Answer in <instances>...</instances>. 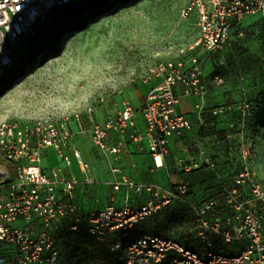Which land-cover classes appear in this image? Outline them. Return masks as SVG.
Here are the masks:
<instances>
[{
    "label": "built area",
    "instance_id": "obj_1",
    "mask_svg": "<svg viewBox=\"0 0 264 264\" xmlns=\"http://www.w3.org/2000/svg\"><path fill=\"white\" fill-rule=\"evenodd\" d=\"M74 1L0 0V84L15 67V58L26 54L41 27L53 23ZM192 14L197 15L195 46L151 68L147 82L156 80L157 84L140 109L126 102L117 115L104 122L96 118L92 107L71 116L80 128L83 124L90 127L92 144L99 152L119 158L127 144L147 142L156 168H164L172 139L196 127L190 116L179 112L180 97L195 98L197 113L207 108L209 90L201 56L232 47L233 40L243 36L248 18H264V0H191L183 17ZM214 79L223 82L220 76ZM221 113L223 109L214 111L215 115ZM140 116L144 129L137 124ZM69 119L60 126L41 120L34 124L0 121V157L5 163L0 166V264H58L57 237L66 230L85 233L107 244L113 253L125 250V264H264V192L253 182L248 168L237 177L235 187L224 192V220L213 200L192 206L195 240L203 247L195 251L175 238L135 233L167 206L186 199L188 188L183 183L175 190L136 182L116 167L112 170L116 176L113 187L116 192L125 190L126 205L83 212L77 190L94 182L81 151L73 148L72 156L67 154L77 133L67 128ZM114 135L123 140L114 142ZM49 150L65 162L67 170L43 168ZM250 156L248 149L244 157ZM72 157L82 179L68 171ZM247 181L258 206L239 193ZM131 194L146 195L145 202L133 207ZM130 236L135 237L127 241ZM234 243L235 251L219 249Z\"/></svg>",
    "mask_w": 264,
    "mask_h": 264
},
{
    "label": "rangeland",
    "instance_id": "obj_2",
    "mask_svg": "<svg viewBox=\"0 0 264 264\" xmlns=\"http://www.w3.org/2000/svg\"><path fill=\"white\" fill-rule=\"evenodd\" d=\"M108 1L75 0L62 11L60 20L72 19L81 22V26L91 21L99 22L103 16H94L88 21L85 18L93 6H104ZM190 1L139 0L129 7L114 8L103 22L67 48L63 41L65 43L73 32L63 37L60 53L51 65L33 74L10 96L3 98L9 90L0 96V121L34 124L41 120L60 126L70 118L67 128L73 130L74 125L77 133L67 154L72 156L75 145L90 169L93 186L104 190L94 200V208L99 204H119V194L113 187L116 176L112 170L122 166H116L111 157L99 152L92 144L90 127L83 124L80 128L71 116L85 112L88 107L95 110L99 121L117 115L126 102L135 105L136 96L150 86L147 79L151 68L177 56L181 50L192 51L198 39L197 15L183 17ZM244 24L243 36L232 48L220 55L205 56L203 69L209 90V109L200 114L196 112L195 98L181 96L179 100V112L191 116L196 127L173 145L168 158V175L160 185L168 187L185 180L189 196L170 204L144 222L135 233L145 231L194 243L192 206L213 200L224 220L227 213L222 209L224 191L235 187L237 177L246 168L253 182L264 192V18H248ZM59 30L60 21L43 26L38 36L31 40L37 48L31 59L58 38ZM15 62L20 68L24 60L16 57ZM215 76H220L223 82L218 84ZM245 105L250 109L245 110ZM215 108L223 109V113L215 115L210 111ZM248 149L251 156L245 159ZM48 152L51 153L49 158ZM46 153L43 158L46 171L51 167L67 170L65 162L53 150ZM72 160L73 170L77 171V162L73 157ZM0 166H5L1 157ZM124 168L130 172L127 166ZM137 172L141 181L148 182ZM239 193L243 199H251L255 206L259 205L248 181L240 186ZM134 237H128L127 241ZM57 245L58 264H103L98 260L101 248L83 233L64 234ZM236 247L234 243L230 248L219 249L229 252ZM117 264H122L121 260L118 259Z\"/></svg>",
    "mask_w": 264,
    "mask_h": 264
},
{
    "label": "crops",
    "instance_id": "obj_3",
    "mask_svg": "<svg viewBox=\"0 0 264 264\" xmlns=\"http://www.w3.org/2000/svg\"><path fill=\"white\" fill-rule=\"evenodd\" d=\"M157 84L156 80H153L150 83V86L143 89L137 96H136V100H135V105L132 104L134 106V108L136 109H140L146 99V96L149 92V90L155 86ZM190 118L193 120V118L190 116ZM100 122H104V120L100 121ZM73 124V123H72ZM76 124V123H75ZM137 124L139 126L140 129H144L145 128V122L143 120V118L140 116L139 119L137 120ZM75 126L72 125V129L76 132V130L74 129ZM91 135V134H90ZM182 139L175 137L172 139L171 144H170V153L169 155L166 156L165 158V167L164 168H160L157 169L153 160V156L152 154L149 152L148 150V144L147 142H144L142 144H127L126 146L123 147L121 155L119 156V158H115V157H111L112 161L114 163H116V166H119L118 164H121V169L122 172L124 174H126L127 176L131 177L132 179H134L136 182H141V183H157V184H163L166 180V176L168 175V158L170 156V154L172 153L173 150V145L176 143V141ZM123 140L119 135H114L113 136V141L118 143L119 141ZM125 141V139H124ZM72 148H76L75 145ZM77 149V148H76ZM51 155V153H46V156L49 158V156ZM123 163V164H122ZM74 165V164H73ZM78 165V164H77ZM128 167L130 169V172L125 171L124 167ZM78 167L77 171L73 170V166L71 167V169H68V171L70 173H73L74 175L78 176L80 179L83 178V174ZM141 172V174H143L142 176L146 178V180H148V182H143L141 181L140 175L138 174V172ZM170 178V176H169ZM167 187V186H165ZM104 192V190L102 189V187H96V186H83L82 188H79L77 190V198L79 201V204L83 210V212L85 213H89L92 211H100L103 210L104 208H106L107 206L110 205H102L99 204V206L96 208H94V200L96 198H98V196L100 197L102 195V193ZM119 194V197L117 198V201H119V204L117 202V204H113L116 208H123L126 205V200H125V190L122 189L121 191L117 192ZM146 199V195H134L131 194L130 196V203L133 207H139L141 206Z\"/></svg>",
    "mask_w": 264,
    "mask_h": 264
},
{
    "label": "trees",
    "instance_id": "obj_4",
    "mask_svg": "<svg viewBox=\"0 0 264 264\" xmlns=\"http://www.w3.org/2000/svg\"><path fill=\"white\" fill-rule=\"evenodd\" d=\"M139 0H109L107 2V5L104 6H97L92 8V12L88 15V17L85 18V21H88L90 19H92L94 16L97 17H106L109 12L111 10H113L114 8H120V7H129L130 5H134L136 2H138ZM116 10V9H115ZM61 15L51 24L49 25H43V26H51L54 25L57 21H60V30L58 31V38L53 41V42H49V44H47L43 50L41 52H39L35 59H31L32 53L34 52L35 47L32 45V43L30 42V47L28 49V51L26 52V54L21 58L24 60L23 65L18 68L17 64H15V67L9 71L7 78L0 84V96L2 93H4L5 91H7L8 89H12L13 84H15L17 81H21L24 75L25 78L29 77L31 75V73H33L35 70V67L37 65H40V63L45 62V59H48L50 57H57V55L60 53V46H61V39L67 35H70L72 32L82 29L83 27H85L87 24H85L84 26H81V22H73L72 19H64V20H60ZM43 26L41 27L40 30H42ZM39 30V31H40ZM38 31V32H39ZM67 31V32H66ZM38 36V33L36 34V36L34 38H36ZM241 38H236L233 40V45L232 47L240 40ZM77 42V41H76ZM74 42V43H76ZM230 47V48H232ZM230 48H227L221 52H216V53H210L212 56H216V55H220L221 53H223L226 50H229ZM37 49V48H36ZM35 49V50H36ZM196 53V51H195ZM210 54H205L201 56V61L202 63L204 62L205 56L206 55H210ZM38 67V66H37ZM26 73V74H25ZM29 75V76H28ZM209 108L207 107L204 111L208 110ZM214 109V108H213ZM216 110L219 108H215ZM221 109V108H220ZM212 111V113H214L215 110H210ZM185 136V135H184ZM182 136V138L184 137ZM183 183L187 186L188 188V193L186 195V199L190 194V189L188 184L186 183L185 180H180L179 182H175V183H171L170 188L172 189H177L179 187V184ZM226 190V189H225ZM225 192V191H224ZM209 201L208 200H204L203 202ZM199 203V204H201ZM197 204V205H199ZM168 207V206H167ZM166 207V208H167ZM165 208V209H166ZM162 212V211H161ZM160 212V213H161ZM193 214V213H192ZM67 233H71L68 230L60 233L57 237V239L59 240L61 236H63L64 234ZM85 234V233H83ZM141 234H145V235H160V234H152V233H148V232H143ZM87 237H89L91 240H93L96 244V246L101 248V254L98 258V260L103 263V264H117L118 263V259L121 260L122 264H125V250H122L118 253H113L110 249V247L107 244L104 243H100L97 242L94 238H91L90 236H88L87 234H85ZM163 236V235H162ZM167 237V236H165ZM179 241H181L183 244H185L188 248H191L195 251H201L203 248L201 246V244L196 243V241L194 243H187L183 240L177 239ZM168 264V263H166Z\"/></svg>",
    "mask_w": 264,
    "mask_h": 264
},
{
    "label": "bare ground",
    "instance_id": "obj_5",
    "mask_svg": "<svg viewBox=\"0 0 264 264\" xmlns=\"http://www.w3.org/2000/svg\"><path fill=\"white\" fill-rule=\"evenodd\" d=\"M104 20H105V17H103V19H101L99 22L91 21L88 25H86L87 28L84 27V29L82 28V29H79V30H76L75 32H73L72 35H70L66 38L65 43L63 41L64 48L69 47L71 44L76 42L81 36H83L86 32L95 28L99 23L103 22ZM55 60H56V58H53V57L45 59V63L41 62L40 65H37L38 66V67L36 66L37 69H35V71L33 73H31V75L29 77L24 78L23 80L16 82L15 84H17V85L15 87H12V89H10V90L8 89L9 91L7 92L5 97H3V98L10 96L16 89L21 88L24 85V83H26L33 76V74H35L38 71H41L46 66L51 65Z\"/></svg>",
    "mask_w": 264,
    "mask_h": 264
},
{
    "label": "water",
    "instance_id": "obj_6",
    "mask_svg": "<svg viewBox=\"0 0 264 264\" xmlns=\"http://www.w3.org/2000/svg\"><path fill=\"white\" fill-rule=\"evenodd\" d=\"M26 74V73H25Z\"/></svg>",
    "mask_w": 264,
    "mask_h": 264
}]
</instances>
